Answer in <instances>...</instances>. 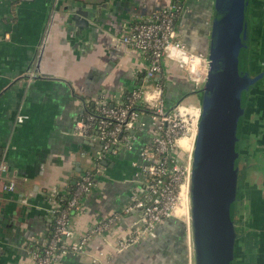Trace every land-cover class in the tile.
Wrapping results in <instances>:
<instances>
[{"label": "crops", "instance_id": "crops-1", "mask_svg": "<svg viewBox=\"0 0 264 264\" xmlns=\"http://www.w3.org/2000/svg\"><path fill=\"white\" fill-rule=\"evenodd\" d=\"M171 7H179L180 40L207 55L214 0H0V161L8 164L5 177L16 183L14 191L0 193V264L35 263L34 252L47 244L54 226L51 197L68 199L82 174L98 165L102 175L72 209V236L65 243L90 235L105 218L121 216L110 230L91 235L82 252L70 250L53 264H191L184 216L165 219L137 244L115 250L137 219L124 213L142 195L132 161L151 141L152 130L138 131L131 152L106 155L99 164L98 145L75 134L76 122L100 99L117 105L142 84L147 55L119 40L135 22ZM77 11L88 12L90 28H78L72 20ZM31 67L38 69L36 78H19ZM187 74L163 59L154 80L165 89L167 107L184 98L193 101L183 104L200 105V88ZM18 114L26 116L23 123L17 124ZM254 181L252 197L263 201L264 212V175ZM257 223L252 218L247 233L248 264H264V222Z\"/></svg>", "mask_w": 264, "mask_h": 264}, {"label": "built area", "instance_id": "built-area-1", "mask_svg": "<svg viewBox=\"0 0 264 264\" xmlns=\"http://www.w3.org/2000/svg\"><path fill=\"white\" fill-rule=\"evenodd\" d=\"M179 7H171L157 12L152 17L135 22L129 33L122 36L120 43L147 55V66L140 86L127 93L123 102L110 105L100 99L97 107L88 110L75 124V134L87 138L98 145L96 161L106 155H118L121 151L131 152L138 138V131L152 130V139L140 150V158L132 161L135 176L140 180L142 195L124 213H133L137 219L125 236L118 237L115 250L118 253L137 244L150 235L155 227L165 219L174 216L187 217L189 224V189L201 108L195 104L177 103L167 107L164 87L154 80L162 71V61H175L189 74L199 88L208 75V58L201 53L190 51L178 37L176 19ZM30 80L35 75L30 73ZM26 119L18 114L17 124ZM7 162L0 161V193L14 191L16 183L5 177ZM103 168L96 166L77 180L66 206L56 199L51 208L54 226L47 244L34 252V264H53L61 254L82 252L89 237L110 230L121 215H113L101 220L91 230L90 235L71 244L65 239L72 236L71 211L87 195L95 180L101 176ZM54 199V200H53ZM60 199V198H57ZM61 200V199H60ZM183 211L179 213V209ZM192 261L194 264L191 240Z\"/></svg>", "mask_w": 264, "mask_h": 264}, {"label": "water", "instance_id": "water-1", "mask_svg": "<svg viewBox=\"0 0 264 264\" xmlns=\"http://www.w3.org/2000/svg\"><path fill=\"white\" fill-rule=\"evenodd\" d=\"M248 3L249 0H214L206 55L208 75L199 91L201 117L189 189L194 264L236 262L239 232L232 212L240 197L236 145L239 121L245 113L241 100L243 93H249L264 75H251L250 42H243L248 38ZM72 20L80 29L91 27L88 12L77 11ZM242 49L247 55L245 67L241 65ZM32 70L29 68L19 78L30 79ZM37 70L32 79L38 76Z\"/></svg>", "mask_w": 264, "mask_h": 264}, {"label": "flooded vegetation", "instance_id": "flooded-vegetation-1", "mask_svg": "<svg viewBox=\"0 0 264 264\" xmlns=\"http://www.w3.org/2000/svg\"><path fill=\"white\" fill-rule=\"evenodd\" d=\"M246 23L248 38L244 42H250L251 75L257 76L264 72V0H249L246 7ZM242 51L240 59L245 61ZM241 105L245 108V113L240 118L239 124L245 122V125L240 124L238 130L236 167L240 170L241 201L239 203L243 208L239 210L242 217L238 216L240 221L237 222L239 237L235 264H248L244 257L247 252L245 245L249 236L247 233L250 229V221L255 218L257 224L264 222L263 201L252 197L255 195L254 179H261L264 175V75L251 86L249 93H243Z\"/></svg>", "mask_w": 264, "mask_h": 264}, {"label": "trees", "instance_id": "trees-1", "mask_svg": "<svg viewBox=\"0 0 264 264\" xmlns=\"http://www.w3.org/2000/svg\"><path fill=\"white\" fill-rule=\"evenodd\" d=\"M245 41V40H244ZM243 41V42H244ZM245 43V42H244ZM248 43V42H247ZM246 43V44H247ZM243 53H244V55H243V58L245 57V61L243 60V63H244V66L243 67H245V64H246V60H247V55H246V50L244 49L243 51H242ZM249 52H250V50H249ZM242 53V54H243ZM249 60H250V54H249ZM241 61H242V58H241ZM245 123V122H244ZM244 123H242V122H240V124H241V126L243 125H245ZM240 124H239V128H240ZM239 128H238V130H239ZM242 129V128H241ZM73 190H74V188H73ZM240 197H241V194H240ZM240 197L238 196V201H237V203H236V205H235V207H234V210H233V212H232V218L236 221V222H239L240 221V218H238V216L239 217H242V216H240V209H242L243 208V206H241V203H239V201H241V199H240ZM59 198L61 199H56L58 202H60L61 204H62V206L64 207V206H66V204H67V201H68V199H63L62 198V196H59ZM241 206V207H240ZM53 229L54 228H52V230H51V232H50V234H49V236L51 235V233H52V231H53ZM232 264V263H231Z\"/></svg>", "mask_w": 264, "mask_h": 264}, {"label": "rangeland", "instance_id": "rangeland-1", "mask_svg": "<svg viewBox=\"0 0 264 264\" xmlns=\"http://www.w3.org/2000/svg\"><path fill=\"white\" fill-rule=\"evenodd\" d=\"M241 65H242V67L244 66V63H243V59H242V61H241ZM188 75V74H187ZM190 78V77H189ZM192 81V80H191ZM179 101V100H178ZM191 101H193V100H190V99H182V101H181V103L182 102H184V103H188V102H191ZM196 102V101H195ZM176 104L178 103V102H175ZM174 103V104H175ZM199 103V102H198ZM187 218V217H186ZM189 219H190V200H189ZM190 234H191V229H190Z\"/></svg>", "mask_w": 264, "mask_h": 264}, {"label": "bare ground", "instance_id": "bare-ground-1", "mask_svg": "<svg viewBox=\"0 0 264 264\" xmlns=\"http://www.w3.org/2000/svg\"><path fill=\"white\" fill-rule=\"evenodd\" d=\"M183 209H184V208H183V207H181V208L179 209V213H181V212L183 211Z\"/></svg>", "mask_w": 264, "mask_h": 264}]
</instances>
